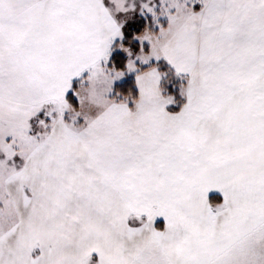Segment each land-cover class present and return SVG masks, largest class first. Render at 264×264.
<instances>
[{
	"label": "snow or ice",
	"instance_id": "snow-or-ice-1",
	"mask_svg": "<svg viewBox=\"0 0 264 264\" xmlns=\"http://www.w3.org/2000/svg\"><path fill=\"white\" fill-rule=\"evenodd\" d=\"M0 264H264V0H0Z\"/></svg>",
	"mask_w": 264,
	"mask_h": 264
}]
</instances>
